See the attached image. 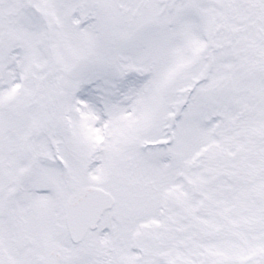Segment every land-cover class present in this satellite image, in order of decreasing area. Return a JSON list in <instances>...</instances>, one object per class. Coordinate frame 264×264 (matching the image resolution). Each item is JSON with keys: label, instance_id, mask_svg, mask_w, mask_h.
Here are the masks:
<instances>
[{"label": "snow or ice", "instance_id": "snow-or-ice-1", "mask_svg": "<svg viewBox=\"0 0 264 264\" xmlns=\"http://www.w3.org/2000/svg\"><path fill=\"white\" fill-rule=\"evenodd\" d=\"M0 264H264V0H0Z\"/></svg>", "mask_w": 264, "mask_h": 264}]
</instances>
